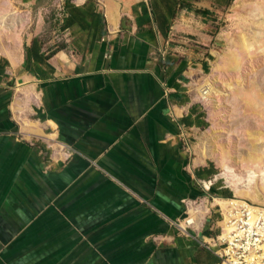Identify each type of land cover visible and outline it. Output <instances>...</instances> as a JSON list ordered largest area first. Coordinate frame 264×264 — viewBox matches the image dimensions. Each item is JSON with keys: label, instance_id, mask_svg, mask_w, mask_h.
Masks as SVG:
<instances>
[{"label": "crops", "instance_id": "1", "mask_svg": "<svg viewBox=\"0 0 264 264\" xmlns=\"http://www.w3.org/2000/svg\"><path fill=\"white\" fill-rule=\"evenodd\" d=\"M230 1L14 0L28 22L0 52V264L217 262L237 197L205 152L214 28L198 17Z\"/></svg>", "mask_w": 264, "mask_h": 264}, {"label": "rangeland", "instance_id": "2", "mask_svg": "<svg viewBox=\"0 0 264 264\" xmlns=\"http://www.w3.org/2000/svg\"><path fill=\"white\" fill-rule=\"evenodd\" d=\"M208 12L198 17L201 25L214 28L213 34L203 29L213 37L215 56L207 75L212 91L205 102L212 126L205 152L217 161L222 175L228 166L242 178V187L245 180L251 188L263 189L264 0H231L226 7L212 5ZM1 18L6 21V27L0 23L3 52L20 41L28 16L14 0H0Z\"/></svg>", "mask_w": 264, "mask_h": 264}, {"label": "built area", "instance_id": "3", "mask_svg": "<svg viewBox=\"0 0 264 264\" xmlns=\"http://www.w3.org/2000/svg\"><path fill=\"white\" fill-rule=\"evenodd\" d=\"M221 214V232L207 244L218 258L215 264H264V209L232 198Z\"/></svg>", "mask_w": 264, "mask_h": 264}, {"label": "bare ground", "instance_id": "4", "mask_svg": "<svg viewBox=\"0 0 264 264\" xmlns=\"http://www.w3.org/2000/svg\"><path fill=\"white\" fill-rule=\"evenodd\" d=\"M1 26L2 27H6V21L5 19L1 18L0 20ZM204 97L209 100V96L211 93V87L209 86V84L207 85V88L204 89ZM226 175L229 178V184L230 186L234 189L235 191V195L238 199L240 200H248L251 201V203H255L259 205V208H263L264 209V185H263V189H260V187H255V188H251L250 186L245 184V180H244V185L245 187H242V178L233 171V169H230L228 166L226 168ZM264 171V169H263ZM245 179V178H244ZM247 181L251 182L254 181V179H249L247 178ZM248 184V183H247ZM253 203V204H254ZM191 220V219H190ZM186 223H183V227Z\"/></svg>", "mask_w": 264, "mask_h": 264}, {"label": "trees", "instance_id": "5", "mask_svg": "<svg viewBox=\"0 0 264 264\" xmlns=\"http://www.w3.org/2000/svg\"><path fill=\"white\" fill-rule=\"evenodd\" d=\"M202 13H205V12H202Z\"/></svg>", "mask_w": 264, "mask_h": 264}]
</instances>
